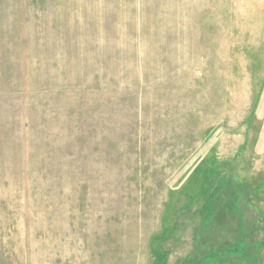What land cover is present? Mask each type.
Wrapping results in <instances>:
<instances>
[{
	"label": "rangeland",
	"instance_id": "374dc122",
	"mask_svg": "<svg viewBox=\"0 0 264 264\" xmlns=\"http://www.w3.org/2000/svg\"><path fill=\"white\" fill-rule=\"evenodd\" d=\"M217 251L264 264V0H0V264Z\"/></svg>",
	"mask_w": 264,
	"mask_h": 264
},
{
	"label": "trees",
	"instance_id": "16d2710c",
	"mask_svg": "<svg viewBox=\"0 0 264 264\" xmlns=\"http://www.w3.org/2000/svg\"><path fill=\"white\" fill-rule=\"evenodd\" d=\"M223 183V182H222ZM218 186H220V184L219 185H217V187ZM216 187V188H217ZM214 192H215V190H214ZM214 192H213V194H214ZM244 245H245V250L248 252V250H250V247L251 246H255V247H258V245H259V243H256V242H252V243H243ZM231 254V253H230ZM227 256V254H225V252H221V251H217V252H213L212 254H211V256H210V258H212V260H214V263L213 264H230L229 263V261H228V259H226L225 257ZM195 258H192V259H190V264H199V262H196V263H194L195 262ZM210 262H211V260L210 259H208ZM208 261V262H209ZM235 264H242L241 262H239V263H235ZM245 264H249V263H245Z\"/></svg>",
	"mask_w": 264,
	"mask_h": 264
}]
</instances>
